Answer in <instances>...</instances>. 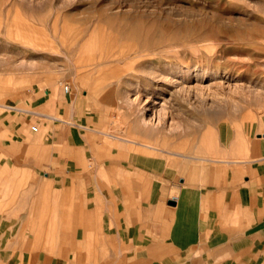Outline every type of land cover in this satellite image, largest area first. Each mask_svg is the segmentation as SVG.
<instances>
[{
    "label": "crops",
    "instance_id": "obj_1",
    "mask_svg": "<svg viewBox=\"0 0 264 264\" xmlns=\"http://www.w3.org/2000/svg\"><path fill=\"white\" fill-rule=\"evenodd\" d=\"M91 104L52 85L2 105L0 264H264V133L149 155Z\"/></svg>",
    "mask_w": 264,
    "mask_h": 264
},
{
    "label": "rangeland",
    "instance_id": "obj_2",
    "mask_svg": "<svg viewBox=\"0 0 264 264\" xmlns=\"http://www.w3.org/2000/svg\"><path fill=\"white\" fill-rule=\"evenodd\" d=\"M52 85L128 151L210 157L264 133V0H0V112Z\"/></svg>",
    "mask_w": 264,
    "mask_h": 264
},
{
    "label": "built area",
    "instance_id": "obj_3",
    "mask_svg": "<svg viewBox=\"0 0 264 264\" xmlns=\"http://www.w3.org/2000/svg\"><path fill=\"white\" fill-rule=\"evenodd\" d=\"M65 90L68 92V91H70V87L69 86H66L65 87ZM32 130L34 131V132H37L38 131V127L36 126V125H33L32 126Z\"/></svg>",
    "mask_w": 264,
    "mask_h": 264
},
{
    "label": "water",
    "instance_id": "obj_4",
    "mask_svg": "<svg viewBox=\"0 0 264 264\" xmlns=\"http://www.w3.org/2000/svg\"><path fill=\"white\" fill-rule=\"evenodd\" d=\"M169 204L170 205H175V201H170Z\"/></svg>",
    "mask_w": 264,
    "mask_h": 264
},
{
    "label": "bare ground",
    "instance_id": "obj_5",
    "mask_svg": "<svg viewBox=\"0 0 264 264\" xmlns=\"http://www.w3.org/2000/svg\"><path fill=\"white\" fill-rule=\"evenodd\" d=\"M157 103V102H156Z\"/></svg>",
    "mask_w": 264,
    "mask_h": 264
}]
</instances>
